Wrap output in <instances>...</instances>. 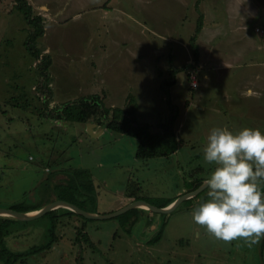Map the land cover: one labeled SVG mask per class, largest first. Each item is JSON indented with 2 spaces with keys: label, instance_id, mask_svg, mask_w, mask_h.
Instances as JSON below:
<instances>
[{
  "label": "rangeland",
  "instance_id": "rangeland-1",
  "mask_svg": "<svg viewBox=\"0 0 264 264\" xmlns=\"http://www.w3.org/2000/svg\"><path fill=\"white\" fill-rule=\"evenodd\" d=\"M28 1L34 13L44 19L45 30L37 39L36 47L51 58L47 72V84L51 88L48 107L97 93L104 95L106 106L125 108L130 94L135 99L133 117L139 124L148 125L149 130L150 126H161L173 116L174 130L183 123V116L176 115L177 107L173 103L187 104L186 98H193L195 94L190 88L192 82L199 83L195 68L185 62L188 51L191 52L189 37L194 33L199 14H204V8L209 10L206 17L212 14L217 31L226 29L229 25L225 4L227 1L238 4L237 0H222L216 9L212 0H204L202 5L196 0H79L77 4L71 3L61 16L66 18H61L52 15L59 7L56 5L59 0ZM249 1H253L259 16L250 21L248 12L237 21L248 22L249 33L260 48L244 52V64L235 69L248 76L257 70L245 64L250 58L264 62V0ZM204 25L211 27L212 21L207 19ZM255 26L260 34L254 33ZM27 32L28 26L21 14L13 9V0H0V208L43 207L58 197L68 199L71 196L66 189L77 181L79 185L85 181L77 170L91 178L95 186L94 204L99 199L101 209L108 202L119 203L128 194L156 206L166 198H174L178 191L189 189L190 178L205 177L204 172L209 170L207 175L211 174L214 166L204 159L203 146L212 127H223L221 124L227 121L229 129L231 126L239 130L251 122L247 108L243 110L246 117L236 118L223 115L222 110L221 115L197 111L196 103L185 116L184 140L175 154L137 158L139 139L135 137L107 128L100 133L96 125L92 136L86 124L41 117V96L47 97L48 91L37 90L44 76L39 74L38 59L24 48ZM224 33L214 42L219 43L221 38L224 47L237 48L240 41L236 35L225 38ZM179 42L187 47V52L178 46ZM223 53L219 55L226 59ZM168 63L181 69L174 70L176 81L166 88L162 80L168 74ZM208 86L212 99L214 95H221L223 85L214 75ZM261 131L264 132V127ZM200 166L206 169L192 176ZM198 198L202 194L195 199ZM84 201L79 200L89 207L90 197ZM185 201L169 213L139 212L130 233L124 230L118 216L84 220L72 214L55 221L53 215L64 212L60 207L55 213L32 220L14 219L5 243L16 253L26 252L34 245L41 246L51 238H46L45 232L55 221V240L49 248L29 255L25 263L15 264H241L244 256L246 263L253 261L252 253L247 258L252 248L238 241L213 247V243L196 238L193 211ZM147 214L152 218L157 216L156 220L146 223ZM161 223L164 227L160 239L155 244H147L146 239L156 232L149 226L158 227ZM82 224L84 229L80 230Z\"/></svg>",
  "mask_w": 264,
  "mask_h": 264
},
{
  "label": "crops",
  "instance_id": "crops-1",
  "mask_svg": "<svg viewBox=\"0 0 264 264\" xmlns=\"http://www.w3.org/2000/svg\"><path fill=\"white\" fill-rule=\"evenodd\" d=\"M203 1L204 0L200 1L201 5H202ZM212 1H213V5H212L213 8L217 9L218 1H222V0H212ZM237 1H238V4H236V3L233 4V2L229 3V1H227L225 4V13L228 17L227 23L229 25L228 28H226V29L223 28L222 30L217 31L218 25H216V20L212 17L211 12H210L211 15L206 17V12H209V10L205 11L206 9L204 8L203 9L204 14L200 13L202 15V27L196 36V43H197L196 45L198 48V59H197V61H195L193 59L192 52H189V51L187 53L188 56L185 59V62L190 64L189 67L195 68L196 75H198L199 83H198L196 88L190 87L193 89V91L195 90L194 91L195 94L193 95V98L192 97L186 98L188 100L187 104L184 103L182 106L181 103H178V102L173 103L174 106L177 107V110L175 111L176 115L181 116V114H182V116H183V123L181 122L179 124L178 128L174 130V132L176 134V138L180 142L184 140L183 139V133H184L183 132L184 131L183 126L187 122L185 116H188L189 108L192 105H195L196 103L197 104H196L195 109L197 111H201V112L207 111L209 114L221 115L220 111L222 110L223 112H225V114H223V115H229V116L231 115V116H235L236 118H240L241 115L246 117L247 113L243 112V110L247 108L249 111V114L251 116V122L248 123L247 125H245L244 127H253V128H260V129L262 127H264V69L258 68L261 66L264 67V62H257L259 60H257V59L253 60L250 58L249 61L246 62L245 64L253 65L257 68V70L255 72H252L250 74V76H248L249 74H244L242 71H240V73H237L235 71V69L241 68V66L244 64V59H243L244 52H246L247 50L252 51L254 49H256V51H257L260 48L259 44H257V42H256L255 37L252 34L250 35V33H249L248 22L245 20L237 21V19L240 18V16H242V15L245 16L246 14H248V12H250L248 17L250 18V21H251V19H256L257 16H259V13L256 9H254L255 7L253 5L254 4L253 1L252 2H250L249 0H237ZM77 2L79 3V0H59V3L56 4L59 7L56 9V11L52 15L55 14L56 16L61 17L62 15H64V13L66 12V10L68 9V7L71 3L77 4ZM47 3H49V2H47ZM49 4H51V3H49ZM78 7L79 6H77V8ZM48 15H50V13H48ZM73 15H75V14H73ZM230 15L233 16L232 17L233 19L230 17ZM65 16H68V15H65ZM47 17H48V19H50L49 16H47ZM61 18H66V17H61ZM207 19L212 21V26L206 28L204 23H205V20H207ZM50 21H51V19H50ZM219 25H221V24H219ZM255 27L257 28L258 26H255ZM255 27H254V33L260 34V32L255 31ZM44 30H45V28H44ZM224 31H225V33H224L225 38L226 37L231 38V37L236 35V40L240 41L239 43H237V48L230 50V49L224 47V45H225V44H223L224 40L221 38L218 39V40H220L219 43L214 42V39H216V37L218 35H220L221 33H223ZM230 33H232V34L234 33L235 35L234 34L232 35ZM228 34H230V35H228ZM190 37H189V39H190ZM204 40H206V41L201 44V41H204ZM210 40H213V42L211 43ZM221 41H222V44H221ZM180 45L187 52V47L183 43L181 44V42H179L178 46H180ZM201 50H202V52H201ZM221 51L225 52L222 55H226V59H223L220 57L219 54ZM168 58H170L169 61L172 62L171 55H168ZM169 64H171V65H169ZM177 69H181V66L176 67L174 64L168 63V68H167L168 74H167L166 78H164V80H162V82L166 88H168V86L170 84H173L176 81L174 70H177ZM190 72H189V74H190ZM189 74H188V78H189ZM213 75H214L215 79L218 80L223 85V90L220 93L221 95H214V99H212L209 96V93L207 92V88L209 87L208 82L211 80ZM167 78H169V79L166 80ZM198 80H197V82H198ZM225 80H227L226 84H225ZM227 84H230V88H228V89L226 88ZM170 86H172V85H170ZM195 95H196V98H195ZM185 97H187V96H185ZM190 98H192V99H190ZM212 100H214V101H212ZM237 122H239V124H240L239 119H236V123ZM226 123H227V121H226ZM226 123L221 124V125L223 127L227 126ZM157 126L158 125H156L155 127L150 126V129L154 132H161V130H162L161 126H158V128H156ZM93 130H94V126H93ZM230 130H233V128L231 126H230ZM102 131H103V128L101 129L100 133ZM206 137H207V135H206ZM189 141H191V140H189ZM203 148H204V146H203ZM176 150L172 154H175L177 152ZM208 168H210V167H208ZM203 169H206V168L203 167ZM208 172H206V173L204 172V174H203V176L205 175V177H203L204 179L210 175V174L207 175ZM193 180H194V178H190V180H189L190 185H192L191 183ZM190 190H192V189H190V188L186 189V190L184 189L182 192L178 191L176 193V196H174V198L181 195V194L189 192ZM174 198H166V199L173 200ZM136 199H139V198L138 197L133 198L129 194L127 196L123 195L121 197V201L119 203L115 202L114 204H110L108 202L107 203L108 205L103 209L100 208L99 199H98V204L96 205V207L93 211H95V213H99V214L109 213V212H112L114 210L119 209L120 207L124 206L125 204H127L133 200H136ZM140 199H143V198H140ZM202 200H203V198H198V199L193 200L190 203L189 209L191 211H193L194 208L197 207L199 205V203L202 202ZM97 208L99 210H97ZM31 211H34V210H31ZM31 211H29V212H31ZM144 211H148V210L144 209V208H137V214H139V212L144 214L145 213ZM139 217L143 218V216H141V215H139ZM147 217H148V218H146L147 220L145 219L146 223L148 220H149V222L151 221L150 223H152V220L154 221L157 218V216L152 218V216H150L148 214H147ZM146 228H148V227H146ZM149 228L155 229L156 227L154 224H152L151 226H149ZM194 229L196 230V235H197L196 238L200 237V238H203L204 239L203 241H205L207 243L208 242L213 243V245H212L213 247L218 243L225 244V242L217 240L212 236H207L206 231L204 230V228L202 226H199L196 224V225H194ZM156 234H157V231L153 234H150L149 237L156 235ZM199 234H201V235H199ZM205 237L207 239H205ZM237 241L239 244L248 247L243 242V240H237ZM262 241H263V239H261L258 244L253 245L251 247L252 249L247 252L248 253L247 258H249L250 253H252V258H253L252 260L253 261L246 263L245 262V256H244V260H242V262H240L241 264H263L262 253H261Z\"/></svg>",
  "mask_w": 264,
  "mask_h": 264
},
{
  "label": "trees",
  "instance_id": "trees-1",
  "mask_svg": "<svg viewBox=\"0 0 264 264\" xmlns=\"http://www.w3.org/2000/svg\"><path fill=\"white\" fill-rule=\"evenodd\" d=\"M196 1L198 4L201 0H196ZM13 9L17 10L21 14L24 22L28 26L27 36L23 42V45L25 50L29 53V55L38 59L39 64L37 66L39 67V72H40L39 74L44 76V80L36 86L37 90L44 88L45 90L48 91L47 97L46 94L44 93H43L44 95L41 96V100H42L41 102L43 105L41 108L42 109L41 117H44L46 119L65 121V122H78L81 124H86L87 122H90L99 125L101 128H107L115 132H119L122 134L135 137L139 139V144L137 146L135 153H136V157L140 159H146L151 157H165L172 154L177 149L180 141L176 138V134L173 129V121L175 119V116L170 117L164 124H161V128L163 127V131L154 132L152 130H149L148 125L139 124L133 117V113H134L133 109L135 107V105L133 104L135 102V99L130 94L126 98L125 108H120L116 106H106L104 103V95L101 96L97 93L80 96L73 100H69L61 104L54 105L53 107H48V97L50 96L51 88L47 84L49 80V73L47 72L51 63V59L48 54H41L39 49H37L36 47L37 39L41 37L44 33V19L40 14L34 13L33 7L28 0H13ZM201 27H202V15L199 14L194 33L189 39V46L191 48L193 59L195 61H197L198 59L196 36L200 31ZM203 171L204 169L202 167H198L194 172L191 173V175L194 176L196 173ZM79 172H80V176L85 178V181H83L82 184L80 185H79V181H77L76 184H74L73 186L70 185L66 189L70 191L68 195H70L71 197H69L68 199L65 197H58L57 199L65 200L67 202L73 203L79 208L84 209L86 211L95 212L93 211L96 207L94 204L95 186L93 185L92 180L88 174H85L77 170L78 174ZM193 178L194 180L192 181L191 183L192 185L190 187V189L192 190L195 189L204 180L203 177H193ZM206 192L207 189H204L201 193H199L202 194V198H203L202 202L207 199ZM74 193H76V195H74ZM198 195H196L193 198L187 199L184 203H188L190 207V203L193 200H195V198L198 197ZM88 196L91 199L89 207L83 205L84 203L79 202V200H83V202H85L84 198ZM171 201L173 200L165 199L156 206L163 207L169 204ZM40 207L37 206L32 208H25V207L21 208L18 206H12L9 208L17 211H31V210H37ZM62 209L64 210L63 214L53 215L55 221L58 220L60 216L63 215L70 216L72 214L79 216L84 220L88 219L81 215H77L71 210L65 208ZM55 211L56 209L52 211H48L44 215L48 213H55ZM118 217L121 219L123 225L125 226L124 230L127 233H130V230H132L133 225H135V223L138 221L137 208L131 209L119 215ZM13 220L14 218L12 217L0 216V264H15L18 261H20L21 263H25L26 258L29 255L36 254L44 251L45 249H48L50 244L54 242L55 240L54 229L56 227V223L55 221H52L51 225L47 227L45 232L46 238L47 237H51V238L47 239L45 244L43 243L41 244V246L40 245L31 246L26 252L16 253L11 251L6 246L5 237L9 234V226ZM163 227L164 224L161 223L160 228L157 231V234L154 235L148 241L149 243H155L159 240L163 232ZM79 229L80 230L84 229V225L82 224ZM81 235L85 236L84 239H87V236L82 234V232ZM263 245H264V239L261 244V253H262Z\"/></svg>",
  "mask_w": 264,
  "mask_h": 264
},
{
  "label": "clouds",
  "instance_id": "clouds-1",
  "mask_svg": "<svg viewBox=\"0 0 264 264\" xmlns=\"http://www.w3.org/2000/svg\"><path fill=\"white\" fill-rule=\"evenodd\" d=\"M203 156L214 167L203 181L207 199L194 208L193 221L225 243L258 244L264 239V132L214 126Z\"/></svg>",
  "mask_w": 264,
  "mask_h": 264
},
{
  "label": "water",
  "instance_id": "water-1",
  "mask_svg": "<svg viewBox=\"0 0 264 264\" xmlns=\"http://www.w3.org/2000/svg\"><path fill=\"white\" fill-rule=\"evenodd\" d=\"M86 125H87V132L90 135L94 136L95 134L92 132V130H93V126H95L96 124L88 122L86 123ZM98 129L101 130L102 128L98 127L97 130ZM203 181L195 189L179 195L174 201H171L169 204L163 207L152 205L143 199H136V200H133L125 204L124 206L120 207L117 210H114L109 213L99 214L95 212L86 211L84 209L79 208L73 203L58 199V200L49 202L48 204L44 205L43 207H40L37 210H34L32 213H28L29 211H17V210L10 209V208H0V216L8 215V217H12L17 220L28 221V220H32L37 217H40L44 215L46 212L58 209L60 207L71 210L77 215H81L88 219H108V218L119 216L131 209L142 208V206L147 207V210H150L155 213H169L170 211L174 210L184 200L193 198L199 193H201L205 189V188H202ZM262 261L264 264V245L262 248Z\"/></svg>",
  "mask_w": 264,
  "mask_h": 264
},
{
  "label": "flooded vegetation",
  "instance_id": "flooded-vegetation-1",
  "mask_svg": "<svg viewBox=\"0 0 264 264\" xmlns=\"http://www.w3.org/2000/svg\"><path fill=\"white\" fill-rule=\"evenodd\" d=\"M96 126H97V127H100V126L97 125V124H96ZM150 224H151V223H150ZM148 226H149V224L146 225V227H148ZM150 226H151V225H150ZM159 228H160V226L156 227L154 231H158ZM153 236H154V235H153ZM153 236L148 237V238L146 239V243H147V244H155V243H156V242H155V243H149V242H148ZM159 239H160V238H159Z\"/></svg>",
  "mask_w": 264,
  "mask_h": 264
},
{
  "label": "built area",
  "instance_id": "built-area-1",
  "mask_svg": "<svg viewBox=\"0 0 264 264\" xmlns=\"http://www.w3.org/2000/svg\"><path fill=\"white\" fill-rule=\"evenodd\" d=\"M255 31H259L260 32V29L257 27V28H255ZM193 76H192V80H193ZM193 83V82H192Z\"/></svg>",
  "mask_w": 264,
  "mask_h": 264
},
{
  "label": "bare ground",
  "instance_id": "bare-ground-1",
  "mask_svg": "<svg viewBox=\"0 0 264 264\" xmlns=\"http://www.w3.org/2000/svg\"><path fill=\"white\" fill-rule=\"evenodd\" d=\"M142 208L147 209V207H145V206H142ZM32 212H33V211L28 212V213H32ZM4 216H8V215H4Z\"/></svg>",
  "mask_w": 264,
  "mask_h": 264
}]
</instances>
